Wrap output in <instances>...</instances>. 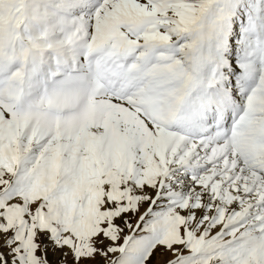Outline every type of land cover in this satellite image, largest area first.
<instances>
[{
  "label": "snow or ice",
  "instance_id": "6c2138e0",
  "mask_svg": "<svg viewBox=\"0 0 264 264\" xmlns=\"http://www.w3.org/2000/svg\"><path fill=\"white\" fill-rule=\"evenodd\" d=\"M0 264H264V0H0Z\"/></svg>",
  "mask_w": 264,
  "mask_h": 264
}]
</instances>
